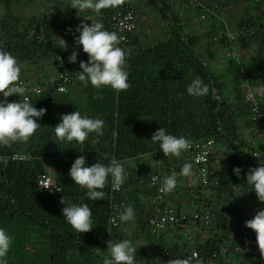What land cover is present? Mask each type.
<instances>
[{
    "label": "trees",
    "instance_id": "16d2710c",
    "mask_svg": "<svg viewBox=\"0 0 264 264\" xmlns=\"http://www.w3.org/2000/svg\"><path fill=\"white\" fill-rule=\"evenodd\" d=\"M21 1L44 5L43 0H0V42L4 44V51L11 53L19 64L37 65L43 59H50L57 67L59 59L67 62L73 51L79 54L77 67L79 61L87 60V55L74 44L73 36L78 35L75 28L82 22L88 24V18L95 12L86 14L76 12L72 7L67 9L70 37L62 49L61 42L55 38L50 17L43 14L23 18L16 14L14 6ZM147 4L158 11L167 25L168 35L148 48L141 45L137 31L129 35L125 47L118 36V46L127 54V90L119 93L108 87L96 90L80 81L74 84L81 89L79 95L71 91L73 85L65 94L47 89L30 102L35 108L46 110L38 121L41 127L27 142L0 146V157L7 158L6 166L0 163V227L12 238L7 264H101L107 241L115 243L128 239L120 227L109 232L108 220L114 212L113 206L124 202L127 206L141 205L145 209V205L141 198L134 200L130 196L129 174L119 192L112 191L111 178L106 179L102 189L106 199L91 201L85 196L86 190L72 183L67 175L69 168L79 155L85 156L89 166L97 161L107 165L111 158L144 161L159 150L158 143L151 142V136L160 127L167 134L183 135L190 142L213 139L216 146L225 150L230 160L210 178L217 183L215 190L220 195L234 197L233 186L246 182L233 174V168H240L241 174L247 153L258 150L244 135L243 129L248 128L254 136L256 133L264 135L260 123L252 120V105L243 89L248 85L264 91V16L257 17L251 24H243L240 30L245 27V35L233 43L231 49L238 52L237 57L229 59L224 72H218L208 61L215 60L221 50L230 49L224 34L214 41L188 34L172 0H147ZM196 10L201 11L200 8ZM115 13L112 6L99 12L98 20L103 30L116 32ZM201 49L206 53L205 58L200 54ZM241 50L244 54L250 53L251 57L243 59ZM193 76H198L209 86L208 94L199 98L187 95L186 86ZM227 93H231V98ZM76 110L81 115L103 119V135L93 141L95 134H90L82 144L57 142L52 128L59 122L60 115ZM261 110L264 112V106ZM113 130L117 133L116 138L112 136ZM18 152L31 159L14 160L13 156ZM43 174L51 177L61 193H51L39 186L38 179ZM143 174L142 188L152 198L155 191L149 182L153 173ZM199 193L200 197L195 198L197 201L202 195L201 191ZM62 196L66 202L88 205L93 227L89 232L77 235L65 222L61 215L63 205L59 202ZM254 197L258 201L255 194ZM147 211L150 216L154 213L152 207H147ZM238 213L235 208L231 209L230 215L216 218L211 230L213 236L197 245L199 264H209L213 259L220 262L230 252L249 264H264L261 257L241 255L224 242L233 222L239 218ZM182 226L193 225L186 223ZM139 228L146 237L155 236L148 232V220ZM185 248L188 253L189 245ZM162 249L166 248H160V251ZM221 249L225 250L223 254ZM157 253L150 247L137 248L135 264L155 263Z\"/></svg>",
    "mask_w": 264,
    "mask_h": 264
},
{
    "label": "clouds",
    "instance_id": "9594fccd",
    "mask_svg": "<svg viewBox=\"0 0 264 264\" xmlns=\"http://www.w3.org/2000/svg\"><path fill=\"white\" fill-rule=\"evenodd\" d=\"M116 0H71L72 9L76 12L91 10L99 13L102 9L113 5ZM78 35L73 36V41L80 51L87 55L86 61H79V71L76 72V79L93 89L99 90L108 87L119 93L128 89L129 84L127 66L125 63L126 53L119 44V38L116 32H110L102 29L99 23L85 24L81 23L75 28ZM228 38H232L229 32ZM62 49L66 44L63 39H59ZM67 61L70 64L77 63V53L73 51ZM21 65L17 59L9 52L0 50V146H7L13 142H27L35 131L41 127L38 121L44 116L45 109L35 108L28 100L25 94V88L19 83ZM209 92V86L204 84L198 76H193L186 86V93L190 97H203ZM259 96L264 102V91H260ZM24 96L23 102L19 100L9 102L6 98L10 96ZM255 95L251 91L249 96L255 102ZM104 120L101 118H92L81 115L79 111H73L62 114L59 122L52 128L54 137L59 143H80L82 144L89 138L90 134H95L92 139L103 135ZM113 138H116L115 130L112 132ZM151 142L158 143L159 150L164 157H179L182 152L187 151L191 142L183 135L174 136L167 134L165 129L160 127L151 136ZM0 163L7 165V158L0 157ZM127 164L132 166L130 161H118L115 158L109 159L107 165L96 162L91 166L87 165L85 156L79 155L71 164L67 175L74 185L86 190L85 196L88 200L97 201L106 199L105 192L102 190L106 179L111 178L113 190H119L121 185L127 179ZM241 169L233 168V174L239 178ZM192 178L196 183L193 165L184 163L179 173L173 172L165 176L160 185L159 191L163 193L171 192L177 184V177ZM203 178L201 172L200 179ZM245 183L250 186L257 200L264 204V161L258 163L256 167H250L245 173ZM47 189V188H45ZM52 190L61 193L59 187ZM50 190V191H52ZM60 204L61 215L65 222L78 234L89 232L92 227L91 210L85 203L74 204L66 202L65 197H61ZM117 219L122 222H130L134 219V209L131 205L124 207L118 213ZM113 226L115 220L110 221ZM158 228L161 225H156ZM244 227L255 234V242L260 253L261 260L264 261V208H261L255 215L245 221ZM106 251L103 253L101 264H135V253L137 248L131 241L125 239L120 242L107 241ZM12 238L6 230L0 227V264H7L8 255ZM225 250L221 249V254ZM167 264H191L187 258L176 256L169 260ZM199 264V262H197Z\"/></svg>",
    "mask_w": 264,
    "mask_h": 264
},
{
    "label": "crops",
    "instance_id": "0c3cea01",
    "mask_svg": "<svg viewBox=\"0 0 264 264\" xmlns=\"http://www.w3.org/2000/svg\"><path fill=\"white\" fill-rule=\"evenodd\" d=\"M190 5L186 6L187 9L192 7L200 8L199 18L197 20H193L191 17H188V22H195L194 30L190 34H195L201 36L204 40L214 41L215 39H220L225 32H238L243 24L252 23L255 21L257 17L264 16V0H189ZM130 5V4H129ZM131 6V5H130ZM131 9H133L131 7ZM99 17V13H94ZM136 14V13H135ZM204 16V19L202 18ZM137 29V28H136ZM67 31V30H66ZM69 33L67 32V37L65 38V42L69 40ZM207 35H210L207 37ZM57 40V39H56ZM60 42V40H57ZM204 45V44H203ZM202 45V46H203ZM240 50V49H239ZM226 51V50H225ZM243 59L250 58V53L242 52ZM205 58V57H204ZM224 62L221 53H217L215 60H212L209 63L211 66H215L217 68L220 67L221 63ZM21 65V73L20 76L27 79L33 84L42 86L47 88L49 82L56 75V68L54 69L53 61L50 59H43L39 64L33 65L32 63H24ZM41 68V69H40ZM50 74V75H49ZM49 75V76H48ZM71 91L74 95L81 94V89L77 87V85H73L71 87ZM247 132V136L249 141H252L254 146L256 145L258 150L255 152L247 153V160L245 166L242 170L244 176L240 181H245V173L250 167H256L259 162L264 161V135L254 133L250 130H245ZM144 161L136 162L134 160H130L132 166L129 167L125 164L127 168V174L131 178L129 184V193L130 196L135 200L137 197L142 199L143 205H145V209L142 206L133 207L134 209V219L130 222L122 223L123 231L128 234V224L134 228L131 231V234L137 232L140 236V239L144 244H146L143 249H150L160 252V248H166L170 250L173 254L172 259H175L176 256L185 257L189 252H185V246L189 245V251L192 249H197V245L203 242L206 239L211 238L209 236V232L213 235L211 231L215 227L216 218L219 216H228L230 215L231 209H238L239 218L237 221L233 222L232 230L227 234V240L224 242L231 247H234L235 250L243 255L244 250H246L247 245L254 240L255 234L244 227L245 221L251 219L259 209L263 208L264 204L256 201L254 194L250 191V186L245 183L235 184L233 186L234 189V197H225L216 192L214 186L208 188L200 187L197 170L192 164L190 158L184 154H181L179 157H172L170 161H157L154 160L151 155L147 156ZM191 163L193 165V172L195 178H197V182L193 183L192 178L189 177H177L176 187L168 192V196L166 202L169 205H172L178 208L180 211H186L191 213L194 210V206L197 202L195 198L206 197L209 203V207L212 210L214 216V222L210 230H206L200 233L195 227L187 226L184 227L181 224L175 226L172 229H169L166 232L161 234H157L152 236V238L146 237V234L143 233L142 228H139V225L145 223L149 217L152 209L147 211V207H151L149 200L150 195L143 190L142 183L145 179V175L143 173L151 172L153 174L158 172H165L166 167H173L178 173L180 168L184 163ZM218 168V167H217ZM244 171V172H243ZM133 179V181H132ZM197 189L199 190L197 193ZM212 225V226H213ZM242 229V231H241ZM150 228L148 227V232ZM188 231L191 235L188 234ZM152 234V233H151ZM154 235V234H152ZM150 239V242L148 241ZM177 241L181 244V251L176 248ZM150 243V245H149ZM165 250V249H162ZM161 250V251H162ZM187 253V254H185ZM232 253L226 254L222 257L220 262H216L217 264H229L227 262L232 261L230 259V255ZM251 256V255H249ZM260 257V256H253ZM237 260H242L245 263L249 264L244 259L236 258ZM214 264V263H209Z\"/></svg>",
    "mask_w": 264,
    "mask_h": 264
},
{
    "label": "built area",
    "instance_id": "2783aa9c",
    "mask_svg": "<svg viewBox=\"0 0 264 264\" xmlns=\"http://www.w3.org/2000/svg\"><path fill=\"white\" fill-rule=\"evenodd\" d=\"M111 6L114 10H116V13L113 17L114 30L118 34L120 41L123 43V47H125L126 43L129 41V35L134 33L137 28L136 14L134 10L131 9L127 0H116V2ZM202 18L204 19V16H202ZM245 30L246 28L243 27L242 30H239L236 33L230 32L232 34L231 39H229L227 35L229 32H225L224 37L226 38V41L230 43V49L227 51L228 57L232 59L237 57L238 52L235 49H231L234 47L233 43H235L241 36L245 35ZM262 32L264 33V28L262 29ZM0 50L4 51V44L1 42ZM78 60L79 54L77 53V61ZM77 66L78 65L76 63L70 64L68 63V61L66 62L60 58L58 66H54L56 68V75L52 79V81L49 82L47 88L33 84L21 76L19 77L18 82L21 83L22 86L25 88L26 91L24 96L28 98L29 102L39 98L47 89H53L59 94H65L68 92L69 87L78 82V80L76 79V72L80 69ZM243 89L246 95V99L252 105L253 122L260 123V126L264 129V112L261 110V107L264 106V102H262L258 94L260 91L257 89H252L248 85H244ZM250 91L256 94L255 102H253V98L249 96ZM24 96L17 97L13 95L6 99L9 102H12L14 100H19L20 102H23ZM215 150V140L209 139L205 141L191 142L190 148L187 151L181 153L190 158L192 164L197 170L198 181L200 187L202 188H208L212 186L216 187L217 185L216 182L213 183L210 179L211 176L219 169L213 165V160L215 159ZM150 155L154 160L157 161H170L172 158V156L164 157L163 153L160 150L154 151ZM13 159L17 161H28L31 158L25 153L18 152L14 154ZM173 172H176L173 167H166L165 172L155 173L150 177V186L155 191V196L149 200V203L154 210L153 215L150 216L148 219V227L150 228V232L152 234L157 235L166 232L179 224L185 225L186 223H191L193 227L200 231V233L208 230L211 225H213L214 216L212 210L209 207V203L206 197H201L196 202L194 210L189 213L186 211H180L178 208L169 205L166 202L168 193H163L159 191L163 178L165 176L171 175ZM201 172H203L202 179H200ZM38 184L40 187L44 189L47 188L45 190L49 191L53 188H56L53 185L51 177L47 174H43L39 177ZM120 190L121 187L119 190L112 189V191L114 192H119ZM53 191L54 190L50 192L52 193ZM124 207H127L126 203L124 202L120 204H115L113 206L114 212L108 220L109 232L119 227L123 230V224L117 219V216L118 213L122 211ZM112 220H115L116 225L118 226H113V224L110 223V221ZM156 225H161V227L158 228ZM124 234L127 233L124 232ZM188 234L191 235L189 231ZM127 235L128 239H133L132 234L128 233ZM199 257L200 255L198 249H192L189 251V254H187L184 258L190 260L191 264H197V262H199ZM213 257H216V255H214ZM172 258H174L172 253L169 250L165 249L157 253L154 260L155 263H152L153 261H149L148 264H163L167 260H172Z\"/></svg>",
    "mask_w": 264,
    "mask_h": 264
},
{
    "label": "rangeland",
    "instance_id": "374dc122",
    "mask_svg": "<svg viewBox=\"0 0 264 264\" xmlns=\"http://www.w3.org/2000/svg\"><path fill=\"white\" fill-rule=\"evenodd\" d=\"M127 1L129 2L134 12L136 13V19H137L136 31L138 35L140 36L141 45H143L145 48H148L158 43V41L164 40L167 37L168 35L167 25L160 18L158 11L147 4V0H127ZM172 1H173L174 9H176L175 11L184 20L186 33L188 34L192 33L194 30L193 27L195 26V22L193 21L188 22L187 19L188 17H191L193 20H197L199 18V12H197L196 8L194 7H192V9L190 8L187 9L186 6L190 5L189 0H172ZM43 4L44 5L42 6L39 3H30L27 5L23 2H19L15 4L14 9H15L16 14L23 18H30L32 16L40 17L43 14L47 15L48 17L51 18L52 28L55 31V38L57 40L63 39L65 41L66 40L65 38H68L66 30L69 25L68 20H66L67 19L66 17L67 9L69 7H72L71 0H44ZM89 12H91V10H84L83 12H79V13L88 14ZM1 15H2V11L0 10V16ZM91 23L101 24L96 14L91 15L90 18H88V24L90 25ZM202 49L204 50V48ZM202 49L200 50V54L203 57H205L206 53ZM220 53H221V56L224 62L221 63L219 68L215 66L213 67H215L216 71L218 72H224L227 69V64H228L229 59H232V58L227 56V50L225 51L223 49L220 51ZM241 56L243 57V55ZM227 97L231 98V93H227ZM247 129L248 128L243 129L242 131L244 132V135L246 136H247V132L245 133V130ZM228 160H230V158H229V155L225 152V150L221 147L216 146L215 159L213 160V165L215 167L220 168L221 166H224ZM241 176L243 177L244 174L241 173L240 177ZM198 191L199 190L197 189V193ZM127 224H128L127 231L129 234H131V231H129V229L130 230L132 229L133 231L134 228L131 227L129 223ZM212 227H214V225L213 226L211 225V227L208 230H210ZM209 236H213V235L209 232ZM132 238L133 239L129 238L128 240L129 241L132 240L131 242L136 248L143 249V247L146 245L142 242L137 232L133 233ZM177 244L179 245H177L176 248L178 247V250L181 251L182 247H181L180 242L177 241ZM243 253H244L243 255L260 256V253L256 246L255 237H254V240H252L251 243L247 245L246 250H244ZM230 259H232V261L229 260V262H227L229 264H244L245 263L242 260H237L234 254L230 255ZM210 263L217 264L214 259L211 260Z\"/></svg>",
    "mask_w": 264,
    "mask_h": 264
},
{
    "label": "flooded vegetation",
    "instance_id": "af4514ba",
    "mask_svg": "<svg viewBox=\"0 0 264 264\" xmlns=\"http://www.w3.org/2000/svg\"><path fill=\"white\" fill-rule=\"evenodd\" d=\"M21 2H23V3H25V4H30V3H28V2H26V1H21ZM43 2H44V0H43ZM40 5H41V3H39ZM1 10V9H0ZM2 11V10H1Z\"/></svg>",
    "mask_w": 264,
    "mask_h": 264
}]
</instances>
